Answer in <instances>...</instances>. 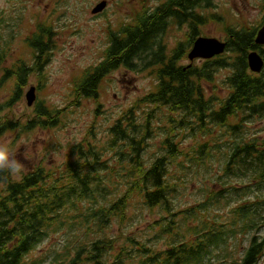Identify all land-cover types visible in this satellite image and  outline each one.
<instances>
[{
    "label": "trees",
    "instance_id": "16d2710c",
    "mask_svg": "<svg viewBox=\"0 0 264 264\" xmlns=\"http://www.w3.org/2000/svg\"><path fill=\"white\" fill-rule=\"evenodd\" d=\"M212 6L211 0H167L158 12L142 8L108 36L101 61L72 81V105L97 99L101 81L119 68L149 70L155 91L124 111L107 130L106 143L84 138L70 146L61 166L37 165L18 179L0 177V264H257L264 255V136L245 126L264 118V69L252 74L246 55L263 52L254 38L264 27V0L258 25L225 27L222 55L200 66H179L199 27L217 21L207 12ZM169 21L188 24L190 34L187 44L165 55L158 40ZM53 34L51 25H35L25 40L31 66L23 59L7 64L9 39L3 42L0 35V138L7 132L47 130L65 116L66 108L49 109L40 100L26 119L14 110L28 77L35 74L40 83L39 73L55 48ZM221 70L227 71L221 83L225 95L218 98L222 89L213 83ZM205 85L213 89L208 97ZM5 91L9 95L2 100ZM160 110L171 126L161 142L165 153L147 166L143 151L150 120ZM175 126L202 134L196 150L190 147L192 155L173 141ZM217 128L222 135L230 133L225 158L196 188L200 198L181 206L171 166L184 172L185 165H195L191 183L206 168ZM143 211L153 214L147 226L151 244L130 230ZM59 233L65 239L58 249L39 261L29 258Z\"/></svg>",
    "mask_w": 264,
    "mask_h": 264
},
{
    "label": "rangeland",
    "instance_id": "374dc122",
    "mask_svg": "<svg viewBox=\"0 0 264 264\" xmlns=\"http://www.w3.org/2000/svg\"><path fill=\"white\" fill-rule=\"evenodd\" d=\"M165 1L167 0H0V21L3 25L0 35L3 42L9 39L7 64L23 59L26 65H32L25 40L38 22L51 25L54 31L52 38L55 48L50 52L49 61L39 73L40 83L37 82L35 74L28 77L29 82L22 91L21 99L14 105V110L22 115V119H26L31 116V111L38 100L49 109L66 108L65 116L55 127L47 130L35 129L28 133L7 132L0 138V142L8 143L24 163V173L37 165L45 167L63 165L70 146L84 138L93 136L100 143H106L107 130L124 111L144 95L155 91V81L148 75L149 70L134 73L119 68L106 75L101 81L97 99L80 100L78 105H72L75 102L71 96L72 81L86 68L101 61L108 45V36L117 31L122 24L129 22L142 8L151 12V9ZM100 2H105L106 7L101 13L93 15L92 9ZM211 2L213 6L207 12L216 14L218 19L216 22L199 27L200 34L196 38H215L223 42L225 27L241 28L258 25L262 16V0H211ZM187 25L181 23L177 26L172 21L168 22L158 40L164 46L165 55H169L178 44H187L186 38L190 34ZM261 29L262 27L259 26L258 32ZM2 41L0 46H3ZM262 51L260 54L263 56L264 45ZM193 63L200 66L202 61L194 60ZM178 64L186 66L189 65V61L181 58ZM226 74V70L218 72L213 83L218 89H222L216 93L218 98L225 95L221 83ZM31 88H34L35 101L32 106H28L25 95ZM205 88L206 97L212 95L213 89L207 85ZM8 95V91L3 92L2 100ZM166 115V111L160 110L155 112L150 120L151 135L143 151L147 166L156 156L165 153L161 142L165 130H170L171 127ZM245 127L249 128L254 136H264V118L256 119ZM173 132L177 134L173 141L178 142L181 149L187 150L189 155H192L190 147L196 150L195 140H200L202 134L193 132L189 128L182 130L178 126L174 127ZM193 135L196 139H193ZM211 136L218 142L209 144L214 146L210 158L205 160L206 168H200V173L192 178L191 183L189 180L191 173L195 171V165L192 163L188 167L185 165L187 170L185 169L184 172L171 166L170 180L177 190H180L176 195V201L181 206L190 205L200 198L196 188L201 185L204 178L215 172L225 158L228 145L226 139L230 133L225 132V135H222V131L217 128ZM132 212L130 210L129 214ZM152 222L153 214L150 212L137 213L130 230H135L138 238L142 237L146 244H151L153 237L147 231V226ZM64 239L63 233L53 235L40 244L29 258L41 260L47 251L58 249ZM245 244L246 241H243V246ZM257 264H264V255Z\"/></svg>",
    "mask_w": 264,
    "mask_h": 264
},
{
    "label": "water",
    "instance_id": "95a60500",
    "mask_svg": "<svg viewBox=\"0 0 264 264\" xmlns=\"http://www.w3.org/2000/svg\"><path fill=\"white\" fill-rule=\"evenodd\" d=\"M106 7L105 2L98 3L91 11L93 15L101 13ZM254 42L256 45L264 44V27L257 32ZM226 43L219 41L215 38H197L188 53V60L193 62L195 59L210 60L216 56H219L225 52ZM247 66L250 72L259 74L262 72L264 61L261 55L257 51H251L246 55ZM190 66V64H189ZM27 105L32 106L35 101L34 88L29 89L25 95Z\"/></svg>",
    "mask_w": 264,
    "mask_h": 264
},
{
    "label": "clouds",
    "instance_id": "9594fccd",
    "mask_svg": "<svg viewBox=\"0 0 264 264\" xmlns=\"http://www.w3.org/2000/svg\"><path fill=\"white\" fill-rule=\"evenodd\" d=\"M25 171L24 163L17 157L8 143L0 142V177L21 178Z\"/></svg>",
    "mask_w": 264,
    "mask_h": 264
},
{
    "label": "flooded vegetation",
    "instance_id": "af4514ba",
    "mask_svg": "<svg viewBox=\"0 0 264 264\" xmlns=\"http://www.w3.org/2000/svg\"><path fill=\"white\" fill-rule=\"evenodd\" d=\"M166 3V1L164 2V3H162V4H160V5H158V6H156L154 9H151V11H153V12H158L159 10H160V6H163L164 4ZM148 10V9H147ZM180 24H177V26H179ZM184 25H187L186 23H184ZM187 27H188V25H187ZM189 50H190V45L187 47V51H185L186 52V56H187V54H188V52H189ZM185 54V53H184ZM183 54V55H184ZM180 61V60H179ZM179 63V62H178ZM179 65V64H178ZM180 66V65H179Z\"/></svg>",
    "mask_w": 264,
    "mask_h": 264
}]
</instances>
